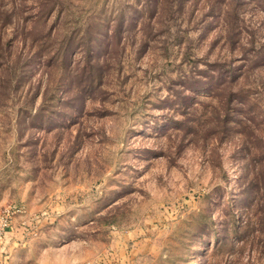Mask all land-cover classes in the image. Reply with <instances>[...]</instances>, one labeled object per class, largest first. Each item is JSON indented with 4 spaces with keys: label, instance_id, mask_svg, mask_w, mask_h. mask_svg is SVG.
<instances>
[{
    "label": "rangeland",
    "instance_id": "374dc122",
    "mask_svg": "<svg viewBox=\"0 0 264 264\" xmlns=\"http://www.w3.org/2000/svg\"><path fill=\"white\" fill-rule=\"evenodd\" d=\"M124 259L264 264V0H0V264Z\"/></svg>",
    "mask_w": 264,
    "mask_h": 264
},
{
    "label": "crops",
    "instance_id": "0c3cea01",
    "mask_svg": "<svg viewBox=\"0 0 264 264\" xmlns=\"http://www.w3.org/2000/svg\"><path fill=\"white\" fill-rule=\"evenodd\" d=\"M147 261L150 260H96V261H86L82 262L81 264L89 262V264H146ZM77 263L76 260H57L52 263V264H75Z\"/></svg>",
    "mask_w": 264,
    "mask_h": 264
}]
</instances>
